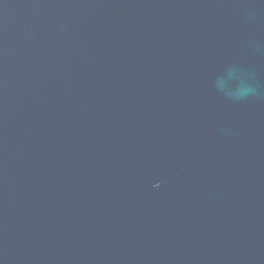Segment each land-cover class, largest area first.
Listing matches in <instances>:
<instances>
[{
    "label": "water",
    "instance_id": "water-1",
    "mask_svg": "<svg viewBox=\"0 0 264 264\" xmlns=\"http://www.w3.org/2000/svg\"><path fill=\"white\" fill-rule=\"evenodd\" d=\"M0 264H264V0H0Z\"/></svg>",
    "mask_w": 264,
    "mask_h": 264
}]
</instances>
